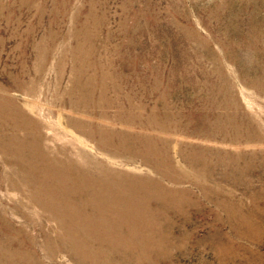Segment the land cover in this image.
Segmentation results:
<instances>
[{
    "label": "rangeland",
    "instance_id": "rangeland-1",
    "mask_svg": "<svg viewBox=\"0 0 264 264\" xmlns=\"http://www.w3.org/2000/svg\"><path fill=\"white\" fill-rule=\"evenodd\" d=\"M76 45L136 106L166 114L169 129L71 110L67 95L84 69L70 59ZM0 105L81 166L173 190L169 206L150 204L158 237L136 264H264V0H0ZM76 126L149 140L158 156L104 153ZM12 175L0 156L10 228L0 231L20 232L38 264H76L57 250V223Z\"/></svg>",
    "mask_w": 264,
    "mask_h": 264
},
{
    "label": "bare ground",
    "instance_id": "bare-ground-1",
    "mask_svg": "<svg viewBox=\"0 0 264 264\" xmlns=\"http://www.w3.org/2000/svg\"><path fill=\"white\" fill-rule=\"evenodd\" d=\"M69 52L74 70L76 65L84 68L67 95L70 101L66 104L71 110L129 127L169 129L166 114L149 110L144 104L136 106L121 87L107 83L100 72L95 73L86 59L88 47L76 45ZM108 92L111 96H107ZM107 110L114 112L108 115ZM32 125L15 108L0 105V156L9 165V173L19 178L31 201L42 206L57 223V250L66 252L76 264H136L138 259L143 260L152 248L153 237H158L150 204L169 206L174 199L173 190L148 178L102 167L101 163L93 162L94 166L100 165L97 170L88 164L81 166L66 148L48 149ZM73 128L104 153L158 156L149 140L106 131L100 126H88V131L79 126ZM9 179V184H14ZM0 225L6 226V231L10 229L1 214ZM19 233L11 230L9 236L0 231V264H38L37 256L23 249ZM28 242L33 244L34 239L29 238ZM46 248L52 256L51 246Z\"/></svg>",
    "mask_w": 264,
    "mask_h": 264
}]
</instances>
